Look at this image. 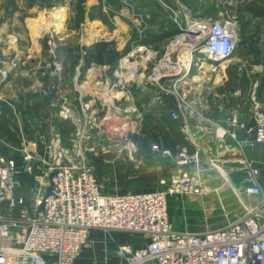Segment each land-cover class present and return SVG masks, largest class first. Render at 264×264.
Here are the masks:
<instances>
[{
	"label": "crops",
	"instance_id": "crops-1",
	"mask_svg": "<svg viewBox=\"0 0 264 264\" xmlns=\"http://www.w3.org/2000/svg\"><path fill=\"white\" fill-rule=\"evenodd\" d=\"M77 1L81 0H68V4L74 6ZM133 1L136 12L143 14L145 28L141 29L142 20L137 19L133 4L124 0H82L78 4L84 12L74 21L67 16L66 2L49 13V3L38 0H0V107L4 110L0 117V157H15L20 161V148L36 141L39 130L48 134L49 126L59 130V124L54 123L57 115L54 110H58L60 102L49 86L52 82L49 67L55 68L49 63L48 41L52 35L61 39L56 48L61 67L57 65L56 69L60 67L63 74L62 97L67 96L65 102H74L75 113H80V103L91 100L93 112L98 114L99 101L109 97L107 113H124L129 119L141 120V124L136 123L130 129L138 135L134 142L142 159L139 167L131 159L114 157L112 152L92 156L103 191L124 194L164 189L166 167L173 162L175 167H182L181 172L201 177L210 188L201 195L188 194L190 199L184 202L183 210L203 208L216 213L214 220H207L206 229L225 223L227 219L222 217L234 211L231 209L236 205V196L231 193L234 186L243 188L254 182L264 189V143L253 142L252 135L239 129L240 142L228 150L224 148L225 139L218 135L233 111L252 122V114L245 117L242 111L245 98L242 86L232 94L237 106L229 109L228 94L223 89L229 80L230 59L219 65L220 78L207 75L202 80L194 63L184 64L183 73L178 75L165 73L158 80L139 78L147 72L146 61L161 52L175 34L176 24L166 5L189 7L191 13L205 0ZM101 55L104 59L98 61L97 56ZM135 55L141 62L131 66L133 62L128 59ZM205 66L217 69L209 61L202 63V68ZM132 72L135 78L125 79ZM262 97L261 93L258 98L264 112ZM137 100L142 102L141 109L136 105ZM128 102L130 106L126 107ZM174 112L179 114L178 119L173 118ZM61 131L65 136L70 135L74 126ZM248 163L259 169L256 178L248 177ZM20 193L26 194L21 190ZM26 195L30 197L31 193ZM168 214L176 230L196 231L193 223L177 220L169 208ZM89 241L104 242L105 252H95L87 244L75 264H86V258L96 253L99 264H120L122 260L116 253L119 245L138 248L143 243L136 234L100 229L93 230Z\"/></svg>",
	"mask_w": 264,
	"mask_h": 264
},
{
	"label": "built area",
	"instance_id": "built-area-1",
	"mask_svg": "<svg viewBox=\"0 0 264 264\" xmlns=\"http://www.w3.org/2000/svg\"><path fill=\"white\" fill-rule=\"evenodd\" d=\"M237 24L235 15L202 18L193 23L186 30L191 32L187 44L192 51L190 63L201 68L204 61L214 66L228 61L237 48ZM168 53L162 59L163 67L169 69L165 73H183L181 62L172 61ZM166 61L170 64L164 65ZM255 94L256 90L251 98L252 122L233 111L226 119L227 126L219 129L218 135L225 139L224 148L233 149L240 142L239 129L252 135L253 142L264 143V112ZM67 105L59 112L64 119L73 116ZM81 105V113L75 117V135H80L83 143L72 144L78 146L77 162L70 156L71 147L62 145L58 133V140L49 141V134L42 130L36 141L22 145L20 161L0 157V264H75L95 229L141 236L143 243L138 248L129 244L116 248L120 264H264L262 186L253 182L239 188L242 210L224 224L202 231L176 230L168 214V196L174 192L201 195L210 190L208 184L201 177L183 173L173 176L172 184L164 189L104 192L95 165L85 157L86 148H90L84 146L89 136L84 132L86 125L94 123L86 114L90 105ZM3 113L0 107V117ZM172 116L179 118L176 112ZM120 140L95 145L105 152L124 151L139 166L142 159L133 156L136 144ZM246 169L249 178L259 174L251 163ZM22 175L32 179L30 197L20 193L25 182Z\"/></svg>",
	"mask_w": 264,
	"mask_h": 264
},
{
	"label": "rangeland",
	"instance_id": "rangeland-1",
	"mask_svg": "<svg viewBox=\"0 0 264 264\" xmlns=\"http://www.w3.org/2000/svg\"><path fill=\"white\" fill-rule=\"evenodd\" d=\"M28 1H32V0H28ZM38 1L49 3V13L51 11H54L53 9L59 8L61 5H63L62 3L66 2L64 5L65 7L69 8V12L67 14L65 10L64 14L65 15L67 14V16L70 17V19H72L73 21L78 19L81 16L80 14L81 12H84V9L83 10L79 9L78 1L75 2L74 6L68 4V0H38ZM151 1L153 0H143L144 3H149ZM156 1L162 3L165 0H156ZM253 2L254 0H205L204 2H201L203 3V5H200V7L196 6L193 12L191 13H189L187 10L189 9V7L185 9L181 5H178V8H172V6L170 7L166 5L167 9L170 11L169 16L172 18V20L173 18L177 19L176 20L177 22L173 21L176 24L175 34L166 42V44H164V48L161 52H159L156 56L151 57L150 61L148 62L146 61L147 65L145 66L147 67V72L146 74L139 73V75L142 74L141 77L139 78H144L147 80L148 79L158 80L162 74H165V72L169 70L167 69V67L165 66L163 67L162 65L163 64L162 59L166 52H169L168 56L170 57L172 61H176V62L180 61L182 66L184 65V63H187L188 54H185V53L182 54L180 51V47L184 46L185 43L186 45L190 43V39H189L190 36L188 35H190L191 32H188L186 30L196 21H200V19L202 18L221 19V18L226 17L227 15H235L238 20L237 48L234 52V55L230 58V61L228 63L229 67L227 68V74H228L227 78L229 77V80L223 90L226 94H228L226 98L227 107H229V109H232V108H235L238 104L235 95L233 96L232 94L235 88H239L240 86H242V95L245 97L242 103V111L245 117L250 116L253 112V107H252L253 102L251 99L253 95V91L256 90L255 96L257 95V98H258L257 92L259 93V87L261 86V83H262L261 76H263L264 74V17L258 16L257 13L259 12V10H261V9H258L259 7L258 8L251 7L253 9V12H249V10L245 9L250 4L254 5ZM127 3L133 4L134 11L136 12L137 8L135 7L136 5H134V1L127 0ZM182 3L184 4L186 2L182 1ZM261 6L264 7V2H263V5ZM136 14L141 18L140 19L139 17H137V19L139 21L142 20L141 21L142 22L141 29H142L145 26L144 20L141 16L143 14H141V12H136ZM70 25H74V24L71 23ZM50 32L51 31H49V35H50ZM180 37L182 38L185 37V39L178 42ZM60 40H61L60 38H55L52 35L49 36V63L50 64L52 63L55 66L54 70H50V67H49V79H50L49 81H52L49 86L53 92H56L58 96L57 98H59V102H60L57 104L58 110H54V112H57V115H55L54 117L55 118L54 123L58 125L59 123L63 122L64 124L63 128H67V125L69 124V126L71 127L74 126V131L71 132L70 135L68 134L67 136H65L63 135L61 131L62 128L60 125H59L60 127L58 126L59 130L57 131L56 130L54 131L53 129H51V126H49V141L51 139L58 140L60 138L62 145L64 147H67V148L71 147L72 150H71L70 156L75 162H77L78 160L77 147L78 146L74 147L72 144H82L83 143V141L81 140V136L80 135L78 136L77 134L75 135V132L77 130L76 128L78 127L75 123V117L81 113V110H80V113L78 114L75 113L73 111L74 102L73 101L69 103L65 102L66 101L65 98L67 96L64 95V97H62V93H63L62 91L63 84H62V78H61L62 72H59L58 70H56L57 65L61 67V62L59 61L60 57L58 56V53L56 50L57 45L59 44ZM181 54L182 56H184L182 58L184 63L181 60ZM97 59L98 61H101L102 59H104V57L102 55L97 56ZM128 60L129 62H133V64L130 63L131 66L136 64L137 61L141 62V58L136 55L133 58H129ZM219 65L220 64L218 65L215 64V67L217 69L206 68V66L203 68L202 67L198 68V66L195 65V63L193 66L198 68V73H201L200 74L202 77L201 79L204 80V78L206 79L207 75L209 76V78H212V79L216 77L220 78L222 68ZM124 70L126 71L127 69H124ZM213 70H215V72ZM132 74L133 72L130 75ZM128 78H135V76L126 75L125 79L128 80ZM257 83L258 85L256 86L255 84ZM261 93L263 96L262 98H264V90L261 91ZM140 96L138 98L139 101H141ZM103 98L104 96L102 95V99ZM103 100L99 101V104H100V108H98L99 115L97 114V111L96 113L93 112L94 107H93V104L91 103V100L84 101L90 105L88 107V110L86 111L87 117L94 123L93 126L91 125V123L86 125L87 128H86V131L84 132V135H87V136L89 135L88 138L84 140V146L90 148L89 150H87L86 148L85 157L87 161L92 162L94 165L95 163L92 159V156L96 155V152H99V154L101 152L109 153V152H105L103 149L99 150L98 148H101L99 144L100 145L107 144V143L109 144L112 141L114 142L117 138L121 139L120 141L126 142L130 140L134 142L135 137H138V135L133 134L130 131V129L134 128V125L136 123L141 124V120L129 119L128 115L124 113L120 115L118 114L110 115L109 113H107V109H105L108 107L110 103V98L109 97L106 99L104 98ZM138 100H137L136 105L139 107L138 109H141L142 102H139ZM260 103L262 102L260 101ZM63 105L64 106L67 105L71 107L72 112H73L72 118L64 119L59 115L60 109L62 108ZM117 105L122 107L120 102H118ZM125 105L126 107H129L130 102H128ZM81 106L82 105L80 103V109H81ZM96 108L97 107H95V109ZM220 113L219 115H222ZM52 126H54V124ZM89 132L92 134L90 135ZM56 133L59 134V138H56ZM97 143L99 144L95 145ZM155 146L156 144H154V147ZM112 153L115 155L114 157L121 156L124 159L127 158L126 156L127 154L124 151L123 152L112 151ZM133 156H135V158L137 157V159H141V157L138 155V151H136V153H134ZM134 164L136 167H139L136 165V163ZM95 169H96V166H95ZM181 169H182L181 166L178 168L177 166L175 167L173 162L170 163L168 167H166V173H165L167 176L166 187L172 184L173 176L177 174H179L180 176H183L184 172H181ZM23 178L25 182L21 188V191L28 194L31 192V180L32 179L28 175H25ZM231 191H232L231 192L232 195L236 196L235 198L236 205L234 208L231 209L234 211L230 213L228 212L227 215H224L222 217L225 219L233 217L235 214H238L242 210V205L240 204L237 198V196H240L239 187L234 186V189ZM32 193H35V191H33ZM187 195L188 194H185V193L184 194L176 193V192L171 193L168 196V208L170 209L171 213L173 212L175 213V217L177 218V220H182L183 222L188 221L190 223H193L194 230L196 231L205 230L206 229L205 227H207L205 225L207 220L210 222L214 220V218H216L218 215H215L216 213H212V212L208 213L203 208H189L186 211L183 210L184 202H188V200L190 199V196H187ZM222 224L224 223L213 224L211 227H208V228L218 227ZM120 239L121 240L123 239V235L121 236ZM89 245L92 246L91 248L95 252H99V251L105 252L106 246L104 242L103 243L101 242L93 243L89 241L88 246ZM114 249L115 248H113V251ZM86 260H87L86 264H99L97 262L99 261V255L98 253H96L95 256L94 255L89 256L86 258Z\"/></svg>",
	"mask_w": 264,
	"mask_h": 264
},
{
	"label": "trees",
	"instance_id": "trees-1",
	"mask_svg": "<svg viewBox=\"0 0 264 264\" xmlns=\"http://www.w3.org/2000/svg\"><path fill=\"white\" fill-rule=\"evenodd\" d=\"M263 2H264V0H254V2H253L254 5L253 4H250L245 9L246 10H249V12H253V9H252L253 7H257V8L259 7L258 9H261V10H259V12L257 14H258V16L264 17V7L261 6V5H263ZM78 6H79V9L80 10H83V8H82V6H80V4H78ZM80 14L82 15L83 12H81ZM261 80H262V83H261V86L259 87V93L257 92L258 96H261V91L264 90V74H263V76H261ZM59 125L63 128V125L64 124L62 122V123H59ZM67 128H71V127L69 125H67Z\"/></svg>",
	"mask_w": 264,
	"mask_h": 264
},
{
	"label": "bare ground",
	"instance_id": "bare-ground-1",
	"mask_svg": "<svg viewBox=\"0 0 264 264\" xmlns=\"http://www.w3.org/2000/svg\"><path fill=\"white\" fill-rule=\"evenodd\" d=\"M184 38V37H183ZM182 37H180V39H179V41L178 42H180L181 40H184ZM180 44V43H179ZM180 51H181V53L182 54H188V56L187 57H189V59H187L188 61H187V63H184L183 62V57L184 56H182V54H181V60H182V62L184 63V64H187V65H189V63H190V61H191V57H192V51H191V47L189 46V45H186V43L184 44V46H182V47H180ZM167 62H169V61H167ZM227 61H224L223 62V64H225Z\"/></svg>",
	"mask_w": 264,
	"mask_h": 264
}]
</instances>
